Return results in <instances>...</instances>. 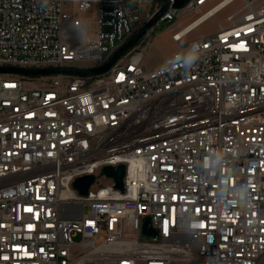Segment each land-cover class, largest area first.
I'll return each instance as SVG.
<instances>
[{
    "label": "built area",
    "instance_id": "1",
    "mask_svg": "<svg viewBox=\"0 0 264 264\" xmlns=\"http://www.w3.org/2000/svg\"><path fill=\"white\" fill-rule=\"evenodd\" d=\"M208 1L170 3L101 72L0 71V264H264V0L182 41L219 0L144 59L155 25ZM161 2L0 0V66H100Z\"/></svg>",
    "mask_w": 264,
    "mask_h": 264
},
{
    "label": "rangeland",
    "instance_id": "2",
    "mask_svg": "<svg viewBox=\"0 0 264 264\" xmlns=\"http://www.w3.org/2000/svg\"><path fill=\"white\" fill-rule=\"evenodd\" d=\"M219 0H209L205 5L196 9H188L183 11L179 18L173 22H160L159 25H155L150 34V43L148 45L147 53L145 55V61L149 66L159 65L163 58L170 55L172 52L179 48V44L172 39V33L183 25L197 17L201 12L206 10L212 4L218 2ZM242 0H234L223 8H220L214 15V17L207 18L202 23H200L195 29H193L189 34H187L182 41H187L193 38L201 37L205 34L215 31L219 24H226V16L233 11L237 10L242 5ZM70 12L76 14L77 16L85 19L88 25L94 22L95 17V5L93 4L86 10H78L74 4L70 7ZM96 184L99 183H109L107 179H101V181H95Z\"/></svg>",
    "mask_w": 264,
    "mask_h": 264
},
{
    "label": "water",
    "instance_id": "3",
    "mask_svg": "<svg viewBox=\"0 0 264 264\" xmlns=\"http://www.w3.org/2000/svg\"><path fill=\"white\" fill-rule=\"evenodd\" d=\"M190 0H162L159 9L152 15V17L146 21L123 45L118 47L113 55L110 57L108 61L104 64L97 67H89V68H78V67H52V68H38V69H25L20 67H6L0 66V71H8V72H18L23 74H39V73H55V72H76L80 74L87 73H97L107 69L115 59L127 48L133 45L149 28H151L158 18L165 12L167 7L170 5L173 8H181L186 5ZM104 171L106 174L111 175L115 179V186L118 188H123V175H124V165L119 164L115 166L106 165L104 166ZM93 176L91 174H84L78 176L74 180V185L78 188L79 192L85 194L87 192V187L91 183ZM142 232L146 235H155L156 230L151 226L149 219L145 218L142 224Z\"/></svg>",
    "mask_w": 264,
    "mask_h": 264
},
{
    "label": "clouds",
    "instance_id": "4",
    "mask_svg": "<svg viewBox=\"0 0 264 264\" xmlns=\"http://www.w3.org/2000/svg\"><path fill=\"white\" fill-rule=\"evenodd\" d=\"M199 46L193 45L189 53L183 57V63L187 69H191L198 58Z\"/></svg>",
    "mask_w": 264,
    "mask_h": 264
},
{
    "label": "bare ground",
    "instance_id": "5",
    "mask_svg": "<svg viewBox=\"0 0 264 264\" xmlns=\"http://www.w3.org/2000/svg\"><path fill=\"white\" fill-rule=\"evenodd\" d=\"M230 2V0H226L224 1L223 3L219 4V5H215L212 9H211V12H213L214 14L220 9V8H223L225 7L226 5H228ZM213 5V4H212ZM187 24V23H186ZM179 30V29H178ZM177 31V30H176Z\"/></svg>",
    "mask_w": 264,
    "mask_h": 264
}]
</instances>
